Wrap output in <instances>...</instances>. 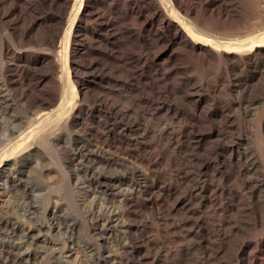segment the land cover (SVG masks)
Segmentation results:
<instances>
[{
	"label": "bare ground",
	"instance_id": "1",
	"mask_svg": "<svg viewBox=\"0 0 264 264\" xmlns=\"http://www.w3.org/2000/svg\"><path fill=\"white\" fill-rule=\"evenodd\" d=\"M196 66L262 84L264 0H0V264H264V94Z\"/></svg>",
	"mask_w": 264,
	"mask_h": 264
},
{
	"label": "rangeland",
	"instance_id": "2",
	"mask_svg": "<svg viewBox=\"0 0 264 264\" xmlns=\"http://www.w3.org/2000/svg\"><path fill=\"white\" fill-rule=\"evenodd\" d=\"M193 64H194V63H193ZM196 67H197V66H196ZM196 67H194L195 70H196ZM197 70H201V71H198L199 74H200V75H199V79L201 78L202 75H205V74H206L205 76L207 77L208 74H210V75H212V76H213V74H214L215 79H214V77L212 78V76H209V77L207 78V80L204 81L206 77H205V76H202V78H201L200 80L202 81V79H203V82L207 83L208 88H210V86H215L216 89L218 88L217 90H218L219 93H217V95L219 96V98L221 97V99H223V98L226 96L225 93H226V91H227V94H228V92H229V94L224 98V99H227V97L231 95V91H232L233 93H232V95L230 96V98H231L233 95H235V97L233 96L231 99H233V98H234V100H240V98H242V99L245 98V99H246V100L244 99V101H243L242 99L240 100V101L244 102V103L242 104V109H241V110H238V109H237V104H234L233 107H232V108H233V109H232V112H233V113H237V111H239V112L241 111L240 114H238V116H237V117H238V118H237V119H238L237 121H238V122H243V123H244V121H245V122L247 123V124L244 123L246 126H251V125H250V123H251V119H250V118H252V117L245 115V113H244V109H243V108H244V106H247V104H251V103H252V102L250 101L251 99H255V97H257L258 95H263V94H264V93L262 92V91H264V87H263V86H264V82H263V80L261 81V82H263L262 84H260V82H257V83H253V84H250V85H249L250 87H252L251 89H252L253 91L250 90V87H248L249 89L246 88V91H251V92H246L248 96L246 95V93H241V96H240V93H237V92H234V91H236V90H240V89L243 88V87H242V86H243V85H242V84H243L242 82H240L235 88H234V87H230L231 89L233 88L232 90H227L228 88H223V86L225 87V85H224L225 82L223 81V79H228V78H229L230 80H233L232 78H234V76L237 74V72H234V73L231 72V73H229V75H227V76H228V77H227L226 74H225L222 70H216V69H214L213 71H215V72H213L212 70H209V71H208V70H205V68H201V69L199 68V69H198V67H197ZM197 70H196V71H197ZM203 70H205V71H203ZM207 71H208V73H206ZM219 71H220V72H219ZM56 72H58V69H56ZM200 72H201V73H200ZM204 72H205V73H204ZM210 72L213 73V74H211ZM217 72H219L220 74L217 73ZM222 74H223V75H222ZM176 77H177V76H175L174 78H176ZM172 79H173V78H172ZM213 79H214L215 81H214ZM217 79H218V80H217ZM173 80H175V79H173ZM212 80H213V81H212ZM208 81H210V82H208ZM211 81H212V83H213V82H214V83L212 84ZM218 81H219V82H218ZM221 81H222V82H221ZM215 82H217L216 85H214ZM223 83H224V84H223ZM258 83H259V84H258ZM209 84H210V86H209ZM211 84H212V85H211ZM221 84H222V85H221ZM240 84H241V85H240ZM251 85H252V86H251ZM255 85H258L259 88H258V86H255ZM260 85L263 87V89H262V87H261ZM217 86H218V87H217ZM254 86H255V87H254ZM220 87H222L223 89L220 88ZM240 87H241V88H240ZM260 88H261L262 90H261ZM220 89H221V90H220ZM221 92H222V93H221ZM257 92H259V93L257 94ZM234 93H235V94H234ZM236 93H237L238 96L236 95ZM252 93H253L254 95H253ZM260 93H261V94H260ZM219 94H220L221 96H220ZM244 94H245V95H244ZM249 94H250V97H249ZM179 96H181V95H179ZM179 96H178V97H179ZM242 96H243V97H242ZM246 96H247V98H246ZM253 96H254V97H253ZM236 97H237V99H236ZM248 97H249V98H248ZM228 98H229V97H228ZM128 99H129V98H128ZM176 99H178V98H176ZM176 99H175V102H176ZM248 99H250V100H248ZM177 101H178V100H177ZM247 101H248V102H247ZM249 102H250V103H249ZM122 103H124V102H122ZM125 103H127V101H125ZM176 103L178 104V102H176ZM179 104H180V103H179ZM245 104H246V105H245ZM255 104H256L257 106H259L258 104H260V101L257 102V103L252 104V105H251V108H255V107H257ZM243 105H244V106H243ZM253 105H254V107H253ZM181 106H184V105H181ZM234 106H235V107H234ZM133 107L136 108L137 106L134 105ZM137 108H138V107H137ZM185 108H187L186 105H185ZM235 108H236V109H235ZM234 109H235V110H234ZM259 109H260V108H258V110H259ZM258 110H257V111H258ZM243 115H244L246 118H245ZM239 116H240V117H239ZM263 116H264V115H263ZM242 117H243V118H242ZM164 118H165V117H164ZM164 118L161 117L160 120H161V119H163V120H161V121H159V122H165V121L168 122V121L170 120L169 117L165 118V119H167V120H165ZM248 118H249L250 120H249ZM168 119H169V120H168ZM240 119H241V120H240ZM242 119H244V120H242ZM246 119H247L250 123H249ZM181 121H182V120H179V122H181ZM169 122H170V121H169ZM157 123H158V122H152V125H151V126L153 127L154 124H155V126H154V129H155V130H156V129L158 128V126H159V123H158V124H157ZM14 124H15V123H13L12 126H13ZM156 124H157L158 126H157ZM173 124L178 128V127H180V126L183 124V122H182L181 124L178 123V122H177V123L175 122V123H173ZM178 124H179V126H178ZM6 126L8 127L7 124H6ZM175 126H174V127H175ZM9 127H11V124L9 125ZM250 129L253 130L252 127H251ZM4 134H5L4 136H6L7 131H4ZM156 143H158V144H156V149H158V151L162 150L163 147H164V146L162 147V145L164 144L163 141H161V142H156ZM161 143H162V144H161ZM249 143H250V145L252 144L251 142H249ZM159 144H161V146H160ZM205 145H206V144H205ZM205 145H204L203 147H205V149H206L207 146H208V149H209V147H210L209 144L206 145V146H205ZM252 145H253V144H252ZM252 145H251V146H252ZM253 146H254V145H253ZM160 147H161V148H160ZM39 154H40V153H38V154L35 153V154L31 157V159H30L29 162H30V165L32 164V165H31L32 168H35L36 166L38 167V161H39L40 159H41V160L43 159V158H41L42 156L39 155ZM51 155H52V158H53L54 155H53V154H51ZM176 155H178V156H176ZM176 155H175V159H177V160H179V161H182V160H183V158H182L183 156H181L182 153L177 152ZM38 156H41V157H38ZM179 156H180V157H179ZM47 157L51 158L50 155L47 156ZM39 158H40V159H39ZM35 160H36V161H35ZM41 160H40V161H41ZM44 160L46 161V159H44ZM34 161H35V162H34ZM36 162H37V164H36V166H35L34 163H36ZM163 162H164V160H163ZM33 165H34V166H33ZM165 165H166V164H163V168L166 167ZM167 167H168V166H167ZM167 167H166V168H167ZM166 168H165V169H166ZM26 173L29 174V172H28L27 170L25 171L24 175H27ZM44 177H46V175L43 176V178H44ZM24 178H26V176H23V179H24ZM45 179H46V178H44V180H45ZM233 182H234V185H236V188H238V187H239V184L237 183L238 181H236V182H235V181H232V182L230 183V185H232V186L235 188V186L233 185ZM235 183H237V184H235ZM242 195H243V194H242ZM7 197H8V198H7ZM11 197H12V195H11ZM11 197H10V195H6V196H4V197H3V196L0 197V199L2 198V199L0 200V205H1V203H2V205H7L8 202H9V204L11 205V203H10L11 200L14 201V203H15V202H16L15 197H12V198H11ZM75 197H76V196H75ZM91 197H92V196H91ZM4 198H7V199H4ZM78 198H79V197H78ZM245 198H247V197H245ZM8 199H9V200H8ZM10 199H11V200H10ZM4 200H7V201H4ZM245 200H246V199H245ZM18 201H19V200H18ZM3 202H4V204H3ZM19 202H20V201H19ZM108 204H109L108 206H111L112 209L116 207V202H113L112 204H111V203H108ZM110 204H111V205H110ZM113 204H114V205H113ZM112 205H113V206H112ZM143 212H144V211H143ZM143 212H140V214L142 213V215H140V216H141V217L143 216V217H142V218H143L142 220L145 221V222H148V223L153 222V221L151 220L152 217L149 216L148 211H145V212H144V213H146V214H144ZM147 213H148V214H147ZM143 214H144V215H143ZM171 215H172V214H171ZM171 215L169 216V218H174L175 215H176V217H175L174 219H171L170 221H168V223H169V222H172V221L174 220L173 222H175V223H176V222H179L178 224H180V219H181V218L178 216V214H173L172 216H171ZM147 216H148V217H147ZM181 216H182V215H181ZM150 217H151V219H149ZM241 217L244 219L243 216H241ZM245 218H246V217H245ZM175 219H176V220H175ZM150 220H151V221H150ZM173 222H172V223H173ZM175 223H173V224H175ZM176 224H177V223H176ZM176 224H175V225H176ZM178 224H177V225H178ZM159 225H160V224H159ZM161 226H163V227L161 228ZM157 227H158V226H157ZM186 228H187V227H185V229H184V227H183V229H184V230H183L182 227H181V228H179L178 230H175L174 233L177 234V235L179 234L178 236L182 238V235H185L186 230L188 229V228H187V229H186ZM158 230H159L160 232L162 231V232H161V235H162V233L164 234L165 229H164V223H163V222H161L160 228L158 227ZM159 231H158V233H159ZM179 231H180V232H179ZM181 231H182V233H181ZM154 232H155V231H154ZM154 232H153V230H152V231L149 232L147 235L150 236V237H152V236L155 235ZM183 232H184V234H183ZM251 232H252V231H251ZM256 232H257V233H255V234L252 233V234L254 235V238H257V237H258V236L256 237L255 235L258 234L259 231H256ZM115 233H116V234H115ZM153 233H154V234H153ZM158 233L156 232V234H158ZM259 233H260V232H259ZM110 234H111V235H110ZM151 234H152V235H151ZM159 234H160V233H159ZM167 234H168V233L165 232V235H162V236L160 235L161 239H162V237H164V236H168L170 233H169L168 235H167ZM181 234H182V235H181ZM248 234H249V233H248ZM109 235H110V236H109ZM170 235H171V234H170ZM253 235H251V236H253ZM260 235L262 236L261 233H260ZM260 235H259V237H261ZM106 236L108 237V239L106 240V242H107L106 244H107V247H108V248H107L108 250H107L106 254H110L109 256H113V255H114L113 252H112L113 249H115V247H116V245H117L118 242L123 241V237H122L121 234H119L118 232H113V233L109 232V234H107ZM113 236H115V237L117 238V240H116V238L113 237ZM120 236L122 237V240H121V237H120ZM247 236H248V235H247ZM249 236H250V235H249ZM251 236H250V238H253V237H251ZM240 237H241V236H240ZM114 238H115V239H114ZM236 238H237V237H236ZM236 238H233V240L236 239ZM247 238H248V237H247ZM182 239H183V238H182ZM108 240L111 241V242H112L113 240H114V241H113L112 243H110ZM189 240H190V238H189V239H188V238H185L184 240H181V241L178 240V242L176 241V242H174L173 244L171 243L170 248H169V244H170V243H168V244H167V247H168L170 250H176V249L181 248V247L185 248V249H184V254H183V256L185 257V256L188 255V256H187L188 258L185 257V260H184V257H183V256H181V257H179V258L176 257L175 259H176V261H177L179 264H186L187 262H188L187 264H190V262H191V264H198L199 260H200V261L202 260V262H203L204 259H203V255L201 254L202 252H201V251L199 250V248H197V246H196V243H197L198 241L195 240V241H196V242H195V241H191V240L189 241ZM233 240H232V241H233ZM115 241H116V242H115ZM232 241H231V242H232ZM235 241H236V240L233 241L234 243L232 242L233 244H232L231 242L228 244V246H229L230 248L227 249V252H228V251L230 252L231 248H233V246H234V244H235ZM180 242H181V243H180ZM189 242H190V243H189ZM192 242H195V243H192ZM108 243H109V244H108ZM113 243H114V244H113ZM175 243H176V245H175ZM178 243H179V246H178ZM182 243H186V244H187V248H186V244H184V246H185V247H184ZM111 244H112V245H111ZM108 245H111V246H108ZM188 245H189V246H188ZM190 245H191V246H190ZM230 245H232V246H230ZM112 246H113V248H112ZM171 246H172L173 248H172ZM176 246H178V248H176ZM72 247H73V248H72ZM72 247H71V246H70V247H68V246L65 247V249H63V250L61 251V252H62L61 254H60V252H59V254H58V251H56L57 253L54 252L53 254H55V255H53V257H55V258H54L55 260L52 259L53 261H51V258H53V257H51V258H50V261H49V264H66V263H67V264H75V263H77V262H78L77 264H80V261H81V264H83V261H82V260H85V259H84V258H85L84 255L86 256V254L83 253L82 251H81V252H82V253H81V252L79 251V249H77L76 247H74V246H72ZM117 247H118V245H117ZM117 247H116V248H117ZM69 248H70V249H69ZM74 248H75L76 250H75ZM109 248H110V249H109ZM175 248H176V249H175ZM194 248H195V249H194ZM37 249H38V248H37ZM196 249H197L198 251H197ZM189 250H190V251H189ZM108 251H109V252H108ZM188 251H189V252H188ZM191 251H194L193 253H195V251H196V254H192ZM69 252H70V253H69ZM73 252H74V253H73ZM78 252H79V253H78ZM111 252H112V253H111ZM187 252H188V254H187ZM190 252H191V254H190ZM199 252H200V253H199ZM227 252H225L226 257H227V255H229V252H228V253H227ZM37 253H38L37 256L40 255V257H38L39 259H37V260H38V261L40 260L39 263L42 264V263H41V262H42V261H41V257H42V255H43L44 253H43V251H42L41 249H40V251L37 250ZM75 253H76V254H75ZM73 254H74V256H73ZM77 254H78V255H77ZM80 254H82V255L84 254V255L81 256ZM197 254H198V256H196ZM56 255H57V257H56ZM59 255H60V256H59ZM69 255H70V256H69ZM76 255H77L78 258L75 257ZM79 255H80V256H79ZM191 255H192V256H191ZM199 255H200V256H199ZM201 255H202V256H201ZM225 255L222 257L223 260H222L221 258H220L221 260L219 259L220 262H225V261H226V257H225ZM71 256H72V257H71ZM189 256H190V257H189ZM195 256H196V258H195ZM59 257H60V258L62 257L61 260H60ZM191 257H192L193 259H190ZM66 258H67V260H66ZM71 258L74 260V263H73V260H72ZM81 258H82V259H81ZM198 258H199V259H198ZM224 258H225V259H224ZM68 259H69V260H68ZM79 259H81V260H79ZM194 259H195V260H194ZM65 260H66V261H65ZM75 260H77V261H75ZM187 260H189L190 262L187 261ZM193 260H194V261H193ZM54 261H55V262H54ZM59 261H60V263H58ZM67 261H69L70 263L67 262ZM71 261H72V263H71ZM192 261H193L194 263H193ZM183 262H184V263H183ZM196 262H197V263H196ZM178 263H177V264H178Z\"/></svg>",
	"mask_w": 264,
	"mask_h": 264
}]
</instances>
